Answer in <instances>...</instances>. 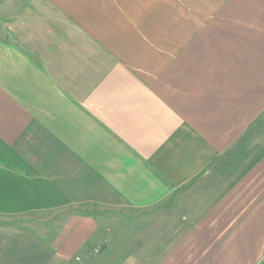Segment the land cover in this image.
Masks as SVG:
<instances>
[{
    "label": "crops",
    "instance_id": "crops-1",
    "mask_svg": "<svg viewBox=\"0 0 264 264\" xmlns=\"http://www.w3.org/2000/svg\"><path fill=\"white\" fill-rule=\"evenodd\" d=\"M0 12V216L62 212L45 237L0 223V264H78L91 205H158L154 264H264V0Z\"/></svg>",
    "mask_w": 264,
    "mask_h": 264
},
{
    "label": "rangeland",
    "instance_id": "rangeland-1",
    "mask_svg": "<svg viewBox=\"0 0 264 264\" xmlns=\"http://www.w3.org/2000/svg\"><path fill=\"white\" fill-rule=\"evenodd\" d=\"M87 207L96 213L99 225L94 238L80 252L81 256H76L78 264L156 263L155 259L150 258V251L145 250L144 247L140 248L137 243L142 229L150 222V217L155 212H151L152 208L157 210L158 205L150 210L147 208L148 211L133 208L105 209L96 205L85 206ZM61 216L60 211L31 212L0 216V223L22 226L45 237ZM128 259L130 260L127 261Z\"/></svg>",
    "mask_w": 264,
    "mask_h": 264
}]
</instances>
